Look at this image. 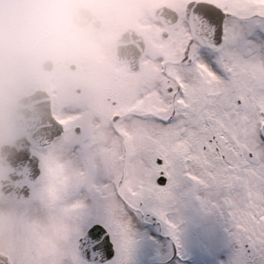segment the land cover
I'll return each instance as SVG.
<instances>
[{"label":"snow or ice","instance_id":"6c2138e0","mask_svg":"<svg viewBox=\"0 0 264 264\" xmlns=\"http://www.w3.org/2000/svg\"><path fill=\"white\" fill-rule=\"evenodd\" d=\"M155 24L123 108L53 121L59 147L20 157L27 207L0 219V264H139L159 236L181 248L192 200L227 224V264H264V0H160Z\"/></svg>","mask_w":264,"mask_h":264},{"label":"rangeland","instance_id":"374dc122","mask_svg":"<svg viewBox=\"0 0 264 264\" xmlns=\"http://www.w3.org/2000/svg\"><path fill=\"white\" fill-rule=\"evenodd\" d=\"M42 1L46 6L40 9L39 0H0V44L11 55L9 62L0 67V107L7 109L0 111V127L15 123L10 110L13 99L34 88L50 92L55 115L70 130L76 124L94 125L128 101L131 88L146 66V53L156 47L158 29L152 14L160 0ZM77 5L103 13V27H75L71 9ZM128 26L142 33L148 43L141 66L134 72L111 57L115 37ZM93 57H99L102 65L106 63L103 66L111 71L109 77H88ZM47 58L53 61L48 71L40 65ZM58 147L59 141L50 150ZM26 203L0 200V219H17ZM227 227L216 211L202 209L198 201L192 200L182 212L181 248L176 247L181 255L168 261L172 242L169 237L159 236L155 250L142 252L139 264H227L234 249ZM156 253L158 260L153 258Z\"/></svg>","mask_w":264,"mask_h":264},{"label":"water","instance_id":"95a60500","mask_svg":"<svg viewBox=\"0 0 264 264\" xmlns=\"http://www.w3.org/2000/svg\"><path fill=\"white\" fill-rule=\"evenodd\" d=\"M156 10L154 11V17ZM90 18L91 12L85 8H78L73 15V21L77 26L85 25ZM94 24L96 25V22ZM115 44L116 58L126 61L129 70H136L138 68L139 58L145 47L143 37L134 33L133 30H126L116 39ZM1 58H4V54L0 50V59ZM50 66V61L43 64L45 69H49ZM30 106L32 107L31 109ZM15 107V114H23L19 122L24 128L25 133L28 134V137L34 138L37 141L45 139L46 142L49 140L47 130L52 127L55 119L51 113L49 96L45 91L37 89L32 94L17 99L15 101ZM38 144L43 145L44 142L40 143L39 141ZM173 257L174 255L172 258Z\"/></svg>","mask_w":264,"mask_h":264},{"label":"flooded vegetation","instance_id":"af4514ba","mask_svg":"<svg viewBox=\"0 0 264 264\" xmlns=\"http://www.w3.org/2000/svg\"><path fill=\"white\" fill-rule=\"evenodd\" d=\"M42 2L43 1L38 2V6L40 9L46 6V2ZM99 16L103 25L105 23L104 14L100 13ZM102 63L103 65H105L104 62ZM103 65L101 64V62L99 63L95 60L91 61L92 69L88 77L94 78L96 76H109V70L103 67ZM0 110L4 111L3 108H0ZM64 129L67 132L70 130V127L68 125H64ZM23 134L24 133L22 132V129L17 122H9L5 125V127L0 128V152L1 147L3 146V156L5 157V160H7V162H4L0 159V200L6 203L26 202V198L23 196L21 189L28 182L30 168L27 164V161H22L20 159L22 154H27L30 158H41L44 155L45 151L51 149L53 145L58 141L57 139L53 140L51 142V145L47 148H41L35 146V144H30L28 145L27 149L22 150L20 149L16 141ZM8 161H13L15 164L18 163L20 165L15 166ZM13 197H15L16 199H13Z\"/></svg>","mask_w":264,"mask_h":264}]
</instances>
